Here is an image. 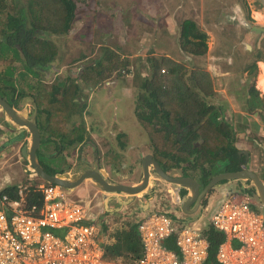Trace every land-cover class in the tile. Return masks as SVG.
<instances>
[{
  "label": "rangeland",
  "instance_id": "obj_1",
  "mask_svg": "<svg viewBox=\"0 0 264 264\" xmlns=\"http://www.w3.org/2000/svg\"><path fill=\"white\" fill-rule=\"evenodd\" d=\"M122 0H79V9L80 13L77 16V20L70 28L67 36L66 43L62 45L60 42L59 44H56L59 48H63L65 51L66 58L64 59L62 64H56V61L51 63L50 65L55 68V73H52L50 76H46L44 79V82L40 85H37V90L42 91L45 89L47 93L50 94V89L45 88L44 86H49L51 84V81L55 85L65 84L67 85L68 81L71 76H76L80 70H82L83 66L85 65V61L94 57L97 53V51L101 52L103 49H105V46H109L106 48H111L114 45H118L115 47V49L112 47L111 49L115 52H117L122 58H125L128 63L126 69H123V74H119L118 77H114V80H106L103 84H101L100 87L96 89V87L91 88H85L84 91L78 96L75 97L77 100L78 105L73 106V99L71 97V93L80 90V88L73 87L70 90L67 91V105L70 109V113L73 116L75 130L72 133L73 136L76 138H81L86 136L90 139V135L92 136V139L94 142L98 141L97 134L99 133L100 139L105 142L111 144V136L109 135L110 125L113 123H117L119 121H122L127 125V129L130 133V128L133 129V121L137 119V121L141 124L140 129L134 132L133 135H130L128 132L125 131L123 128V137L121 139L122 142L128 141L130 139L136 138L135 144L140 147L144 148L146 145L144 144V140L150 141L151 138H155L156 144L157 139L160 135L155 133V125L161 124L164 116H162V113H159V116L157 118L149 117L151 114L146 116L149 112L147 108L144 107V119L142 122L140 118H138L135 113H140L139 111V105L143 101L141 99L140 93H137L135 91L134 86L128 83L126 85L121 84V82H131L134 80L136 75H139L140 77H144V74L148 75L147 66L145 64V59L148 57H153L155 55H163V53L169 54V56L174 57V60L177 61L178 66L182 67L184 66V69H190V63H200V59H194L190 57L189 55L182 54L179 51L178 46V39H179V33L180 28L179 25L182 20H191L194 23H196L199 27L203 29V31L208 28L209 29V37L206 40V43L209 45L212 40V37L217 36L219 46L220 48H225L226 45L234 38L232 43L230 45L232 46L235 44L238 39L240 38V34H244L245 32L248 33L249 28L244 27L242 23L243 21H249L250 24L253 22L257 24V19L254 17V14L252 13H246L248 7H256L255 11L262 9V2L261 0H123L126 1V3L129 5H133V15L132 12H126L124 9L121 8V4H115L117 8L114 9L111 5L117 2H120ZM114 9V10H113ZM105 14V19L101 20L102 14ZM91 14L92 20H88L87 18H83L84 15ZM125 14V15H124ZM120 15V16H119ZM89 17V16H88ZM120 17L127 21L123 24V20L120 19ZM236 18L234 21L235 23L231 22V19ZM118 19H120L118 21ZM144 24L140 27H138L137 24ZM115 25L114 28L111 26ZM122 25V26H121ZM258 25V24H257ZM260 26V25H258ZM206 27V28H205ZM244 27V28H243ZM200 28V29H201ZM49 38V36H46ZM264 41V36L262 38ZM208 47V46H207ZM93 48V49H92ZM238 52L241 51L244 52V49L241 47H238ZM2 47H0V50ZM8 50V49H7ZM58 53H60V50H58ZM80 53H83L85 58L82 59L79 62H74L70 64V61L74 57H81ZM61 54V53H60ZM164 54V55H165ZM98 56V55H97ZM177 57V58H175ZM190 60L191 62H189ZM240 62H246L251 63L252 61L247 58H240ZM245 63V64H246ZM57 66V67H56ZM86 66V65H85ZM10 65L4 66V68H0V71L3 69L4 71L10 68ZM53 69V68H52ZM51 69V70H52ZM50 70V71H51ZM128 70V72H127ZM263 70V69H262ZM21 70H16V73L20 72ZM70 72V73H69ZM179 74L180 71L178 70ZM58 76H66V79H62ZM91 80H94V77H90ZM89 80V79H88ZM214 89L216 97L213 96V98L208 99L210 102H214V100H219L218 105H216L215 109H211L209 112V117L212 122H215V117L219 112H222L223 119H219L220 124H227L228 119L224 117V114L229 111V108L227 106L226 101H224V96L226 95V98H231V103H236L237 100H239V97L242 96V100L245 101V103L248 102V105L250 103V107L255 106L258 104L259 100L257 99V96L255 93H252L251 95H248L246 92V88L240 89V93H238V99L234 98L235 95V89L238 87L237 79L235 76H219L214 78ZM218 80V81H217ZM217 81V82H216ZM27 83L33 84L34 81L30 76H26L23 80L19 82L18 89L23 92L24 94L30 93L27 87ZM196 84L189 83V85L182 90L179 86V89L182 91H177L173 89L172 94L174 95L176 101L178 100L179 103L181 100H183L182 97H192V98H198L200 90L197 89L195 86ZM68 88V87H67ZM103 91L102 96L99 98L98 91ZM7 91V90H6ZM5 94V90H3ZM12 91H7V95H5L7 98L10 99ZM246 92V93H245ZM34 93L31 90V94ZM92 95V99H89ZM116 95V96H115ZM29 96V95H28ZM80 96L83 98L80 99ZM111 103L109 104V101ZM114 99L119 101V104H114ZM234 99V100H233ZM27 100V98L23 99L20 103L22 104L23 101ZM75 100V101H76ZM71 101V103H69ZM175 103L172 106H169L168 108L174 110L179 104ZM257 101V102H256ZM207 103V102H205ZM233 103V104H234ZM17 106V105H16ZM186 106V105H185ZM39 108L42 110L43 108L39 106ZM184 110H189L188 112H193L194 115H198L200 113L199 109L195 105L188 106L184 108ZM47 108L42 110L43 116L45 117L47 115ZM180 112V111H179ZM178 112V113H179ZM163 113H174L169 112L164 109ZM133 114V115H132ZM55 115V114H54ZM133 118H130L132 117ZM125 117V118H124ZM136 117V119H135ZM171 118V119H170ZM169 120L172 122L173 125L172 128L177 127V124L175 123L174 117H170ZM48 119V118H47ZM71 124H66L65 126H70ZM175 125V126H174ZM236 125V124H235ZM233 126V125H232ZM237 126V125H236ZM178 129V128H177ZM5 130V129H4ZM150 131V133H149ZM6 132V131H3ZM164 131H162L163 133ZM250 135L252 137L255 135V133L251 132ZM249 135V136H250ZM5 135L0 134V144L2 142V139ZM216 137H219L216 136ZM239 136H237L238 138ZM166 138L168 136L162 137L163 141H166ZM257 138V137H256ZM125 140V141H124ZM208 141L217 142V140L214 139H206ZM253 142V141H252ZM257 144L262 145L263 143L257 138L255 141ZM77 143H80L78 141ZM256 143H246L241 148H245L246 150H250V152L256 153L257 145ZM176 144V143H175ZM239 144V142H237ZM241 144V143H240ZM239 144V145H240ZM117 145V144H116ZM121 146V145H120ZM164 147H167L163 150V152H170L173 151L174 145H164ZM79 152L81 151L80 147L78 146ZM123 149V148H122ZM121 149V150H122ZM20 148L16 149L14 153H19ZM260 150V148H259ZM59 151V150H58ZM144 151V150H143ZM204 151V149H203ZM205 152V151H204ZM90 153L92 154L93 151L90 150ZM133 154L132 151L127 150L126 156H119V164L128 163V157ZM10 155V154H9ZM189 158V165L188 163H182L184 160L183 158L188 157ZM63 156V153H62ZM205 156L204 153L202 154V157ZM258 157V156H257ZM10 157H7V163L3 164L0 163V190L3 189L8 182L12 179V181L8 184H14V186L19 185L24 177V167L21 166V164H15L10 165L12 163L9 160ZM196 158V155H194L193 151H188L186 153L182 154V160L177 161L178 168H181V170L185 173H193L196 169V165L194 164V160ZM262 161L261 158H255V155L253 157L250 156V163L252 168L255 169V171L260 170V162ZM253 162V163H252ZM167 164L165 167H172L173 164ZM48 165H54V170L58 169L60 170V165L62 164L61 161L53 162V163H47ZM216 167V163L214 165V168ZM204 166H202V169ZM213 168V170H214ZM61 173H59V176ZM23 184V183H22ZM228 187L233 186L231 184L226 185ZM237 186H240V184H237ZM225 187L224 184L218 185L214 188L213 193L216 191V195L214 198L209 199L207 208L205 210H199L197 214L193 216H183L185 218H181L180 222L183 225H190V223L195 220L197 217L200 219L202 224L207 223L211 216L212 208L216 206V204L219 202V192L220 190ZM76 192V193H75ZM74 193H71L72 198H74V194H77V191ZM90 199V194H88ZM168 204V203H167ZM166 204V205H167ZM172 209H175L179 212L178 207H172L169 206ZM256 209H258L260 212L263 213L261 209H259L258 206H254ZM180 213V212H179ZM181 214V213H180ZM108 215V214H107ZM114 223L118 224L120 215L119 214H109ZM137 215V214H136ZM134 215L133 219L135 220L131 223H128V217H126L127 221L126 223L130 225H136V222L138 221V216ZM167 217L170 219H173V214H169L168 212L165 213ZM109 217V216H107ZM106 217V218H107ZM200 217V218H199ZM132 220V219H131ZM202 226V225H201ZM114 229V227H113ZM116 232L118 235L111 234V237H115V241L120 244V251H115L113 253L112 250L108 252V255L106 256V259L114 260L109 257V255L113 254H123L126 255L128 248L126 247V241L122 237V234L120 233V227H115ZM233 248L238 247L237 242H232L231 245ZM139 249V248H138Z\"/></svg>",
  "mask_w": 264,
  "mask_h": 264
},
{
  "label": "trees",
  "instance_id": "obj_2",
  "mask_svg": "<svg viewBox=\"0 0 264 264\" xmlns=\"http://www.w3.org/2000/svg\"><path fill=\"white\" fill-rule=\"evenodd\" d=\"M78 1L0 0V47H2L0 50V68H4L6 65L11 66L5 71L3 69L0 71V90H5V95H7V91L12 89L11 100L8 101L15 103L22 97V94L17 91L15 93L14 89L18 88L21 80L26 76H30L34 83H27V86L34 92L32 96H34L37 104L43 108L42 110L44 112L45 108H47V115L44 118L48 119L43 121V126L49 125L52 121L56 123L54 118L60 116L62 121L71 122L70 126L73 127L76 122L74 120L72 121L73 117L69 115L70 109L67 105L66 95L68 89L70 90L76 87L74 81L79 80L82 74H86V78L90 81L95 80L97 82L112 74H116L115 76L121 73L123 74V69H126L128 66V61L111 49L112 47L115 49L118 45H114L111 48H106L109 46H105V49L101 52L97 51V54L89 59L87 64L91 63V66L85 67L76 76L67 79L71 81L66 86L65 84L55 85L51 81L49 86H44L50 89V94L45 89L42 91L36 89L37 85L44 82L46 76H50L56 72L54 65L51 66L50 64L55 61L56 64H62L67 56L63 48H59L56 44L61 42L64 45L66 43V35L80 13ZM115 4H121L120 9L126 10L125 13L131 11L133 15V5H128L126 1L122 0L111 5L114 9H118ZM102 16L104 17L101 20H104L106 15L103 13ZM83 18L92 20L91 14H86ZM120 19L122 18L120 17ZM126 22L123 20V24ZM137 25L140 27L144 24L139 23ZM114 26L112 25L111 27L114 28ZM179 28L178 46H176L179 48V51L183 54H191L194 56L205 55L207 51L206 40L208 39L205 32L195 23L187 20L181 21ZM45 36H49V39H45ZM58 50H60L61 54L58 53ZM163 55L154 54L153 57L146 58L145 64L148 75L144 77L136 75L133 80L135 91L140 93L141 99L143 100L139 105V111H144L145 107L155 118L164 109L169 112H174L178 116V122L181 127L188 126L189 132L186 134L188 144L196 141L198 138H203V145L197 147V150L191 151L194 152L197 158L206 162V164H202L204 166L202 171L206 174L207 178L203 180L204 184L215 174L214 163L219 160L228 159L233 166L232 168L238 170L243 157H239L238 150L236 149L238 138L235 124L233 125L226 113L224 117L228 119L227 124H220L218 121L219 119H223L222 112L216 115L215 122H212L209 117L210 110L215 109L219 103L217 99L214 102L208 101V99L211 100L215 96L211 79L203 71H197L194 68L184 69L183 65L180 67L172 59H167ZM80 56L74 57L70 61V64L79 62L85 58L83 53H80ZM16 70L21 71L16 73ZM58 77L66 79V76ZM90 77H94L95 79L91 80ZM122 83H125V81ZM189 83L196 84L195 86L200 90V96L198 98L182 97L183 100L180 103L177 100L179 105L174 110L168 108L169 106L173 107L177 103L172 94L173 89L182 91ZM179 86L182 90L179 89ZM77 92L71 93V97L75 98ZM77 103L73 99V106L78 105ZM191 105H195L199 109L200 113L198 115H194L193 112H188L189 110L182 111ZM261 110L264 111V104ZM0 114L2 113L0 112ZM67 132H70V130L68 129ZM218 135L219 137H216ZM206 139H214L217 142H212L211 144V141ZM155 151H157V148ZM203 153L205 156L202 157ZM178 160L182 159L180 158ZM44 161L50 162L51 159L44 158L41 160V162ZM230 168H225V171L229 172ZM25 192H29L26 197L30 203L35 204L40 202V197L36 194V191L25 190L23 193L25 194ZM8 193L6 194L14 197L12 192ZM49 231L54 235L58 234L53 229H49ZM121 234L128 248L126 256L128 258H137L140 254V243L136 225H130L127 232ZM202 235L209 243L208 257L205 264H218L215 259V254L219 244L224 240L223 235L212 229L209 224L206 226L205 224L202 225ZM165 247L173 252L176 251L172 239L165 243Z\"/></svg>",
  "mask_w": 264,
  "mask_h": 264
},
{
  "label": "built area",
  "instance_id": "obj_3",
  "mask_svg": "<svg viewBox=\"0 0 264 264\" xmlns=\"http://www.w3.org/2000/svg\"><path fill=\"white\" fill-rule=\"evenodd\" d=\"M55 191V193H54ZM41 207L22 208L7 196L0 199V264H205L209 243L202 226L183 225L150 210L139 216L137 258H105L100 224H82L85 208L68 202L58 187L44 190ZM85 215V216H84ZM209 226L223 235L218 264H264V218L247 199L230 195L212 211ZM49 229L58 232L54 235ZM172 239L173 252L165 247ZM238 247L233 248L232 242Z\"/></svg>",
  "mask_w": 264,
  "mask_h": 264
},
{
  "label": "crops",
  "instance_id": "obj_4",
  "mask_svg": "<svg viewBox=\"0 0 264 264\" xmlns=\"http://www.w3.org/2000/svg\"><path fill=\"white\" fill-rule=\"evenodd\" d=\"M262 2V9L255 11L256 7H248L249 9H247L246 13H253L254 17L257 19V24L260 25L258 26L257 24H255L254 22L252 24L249 23V21H241L240 23H242V25L244 27H248L249 31L248 33L245 32L243 35L240 34L238 36H240V38L238 39V41L233 44L232 46L230 45V43H232V41L234 39H232L225 48H220L218 40H222V39H218L217 36H213L212 42L208 45L207 44V51L205 53V55L203 56H194L191 54H186L189 55L190 57L194 58V59H200V63H190V69H196L197 71H203L204 73H206L208 75V77L211 79L212 81V85L214 84V78L221 76H235L237 79V84L238 87H236V89L234 90L235 95L234 98L238 99V93H240V89L246 88V92L248 93V95H251L252 93H255L257 96V99L259 100L258 104H256L255 106L250 107V103L248 105V102L245 103V101L242 100V96L239 97V100L241 102H239L237 100V104L231 103V98H226V95L224 96V101H226L227 106L229 108V111L226 112V115L229 116L231 122L234 124H236V134L238 137V141L239 144H236V149L239 150L238 155L239 157H242L244 155L245 152H249L247 151L245 148H241L244 144L246 143H256V139L258 138L263 144H257V148L256 153L254 154V152L252 153V155H255V158H261L263 160V162H260V166L262 168V170L264 171V111L261 110V108L263 107L264 104V91L258 86L259 82H261V87H263V79L261 78V74L263 73L261 65H263L264 62V41L262 40L263 36H264V0H261ZM256 15H260L259 17ZM185 20V19H184ZM182 20V21H184ZM236 20V18L231 19V22L235 23L234 21ZM243 27V28H244ZM206 28V27H205ZM208 36H209V31L207 29H205L204 31ZM238 47H241L244 49V52H238ZM165 54V53H164ZM183 54V53H182ZM162 56V55H161ZM163 57L167 58V59H172L174 62H177L174 60V57L169 56V54H165L163 55ZM240 58H247L249 60H251V63H247L246 62H240ZM189 62H191L190 60H188ZM246 63V64H245ZM193 66V67H192ZM264 66V65H263ZM144 76H146V74H144ZM218 81V80H217ZM216 81V82H217ZM214 86V85H213ZM216 87V86H214ZM213 87V91H215ZM245 92V93H246ZM215 93V92H214ZM216 97V94H215ZM234 100V99H233ZM257 102V101H256ZM33 106V100L32 99H27L26 101H24L21 105V109L20 111H22L24 114H27L28 112L31 111V108ZM28 117V116H25ZM136 119V117H135ZM134 125L132 126V128H130L131 132L130 135H133V133L137 131V123H139L137 121V119L135 121H133ZM142 122H144L142 120ZM140 124V123H139ZM253 132L255 133V135L252 137V135H250V133ZM250 135V136H249ZM257 137V138H256ZM151 138V142L148 141V146L151 147H155L156 146V141L155 138L150 137ZM132 140H134L136 142V138L134 137ZM131 140V141H132ZM162 141V137L159 136L157 139V145L160 144V142ZM253 141V142H252ZM108 146H110L109 143H106ZM203 144V143H202ZM198 146L201 145V143H197ZM260 148V150H259ZM136 152H133V154L131 156H129L131 159H135V161H139L140 158H142V156H144V151L142 148H137ZM23 152V150H22ZM51 152H55L54 148H51ZM27 156V154H26ZM258 156V157H257ZM253 157V156H252ZM119 160V157H117ZM134 161V162H135ZM47 163H52V161L50 162H41L40 164L43 167V169L45 171H47L48 173H52L54 171V165H48ZM185 163L184 161L180 164ZM196 163L198 164V167H196V171L199 173H202V164H206V162L202 161L200 158H196ZM253 163V162H252ZM208 164V163H207ZM215 164V163H214ZM23 167L26 168L25 164H22ZM138 166V165H137ZM177 166V165H176ZM220 166V165H219ZM117 167V166H116ZM116 167H114L113 169L116 170ZM230 170L227 173L230 172H238L241 168L240 166L238 167V170H235L234 168H232V164L230 163L229 165ZM137 169H139V167H137ZM171 169H174L173 171H180L178 166L177 169L176 167H173ZM181 169V168H180ZM126 170L128 172V175H126ZM124 171L125 176H124V181L126 182H130V184H132L133 186L135 184H138L141 180L140 178V173L139 171H135L133 164L131 163L130 167H127ZM223 170V169H220ZM25 171H27V169H25ZM57 171V170H56ZM54 171V172H56ZM117 171V170H116ZM218 171H215V173H218ZM181 175V174H180ZM178 175V176H180ZM264 176V173L263 175ZM154 177V174H152L149 178V181L152 180V178ZM189 177V176H187ZM13 179V178H12ZM12 179L10 180V182L12 181ZM264 179V178H263ZM8 182V183H10ZM24 182V181H23ZM7 183V184H8ZM22 183V182H21ZM204 183V182H203ZM234 182H231L230 184L233 185ZM14 184H8V187H4L3 189L0 190V192H15V188L13 187ZM164 187H168L166 184H164ZM150 186V185H149ZM148 186V187H149ZM173 187H175L176 190H179L180 187L174 185ZM171 188L174 192L175 197L178 196L177 191H175L174 188ZM183 189V188H180ZM77 198L79 199H87V192H88V188L86 187H80L77 190ZM221 194L219 192V199L224 197L225 192L227 191L225 188H222L221 190ZM217 192V191H216ZM76 193V192H75ZM145 193V192H143ZM9 194V193H8ZM217 194V193H216ZM216 194H211L209 199L214 198ZM137 196H143L142 193H140ZM110 196H108V198H104V199H99L97 200L98 202L96 203V205L91 206V207H87L89 204V201H86L85 203V215L87 216L86 220H82V224H88V223H95V224H100V227H103V232L104 234L107 236L104 239V244L106 245V256L108 255V252L110 250L113 251V253L115 251H120V244L117 243L115 241V237L118 235V233L116 232L115 227H120V233H124L127 232V230L130 228L129 224H127L124 220L122 221L123 224H114L110 221H107L105 219V216L108 214H116L119 213V209L122 208L123 210H126V207L130 204L129 199H123L122 202L119 203L120 199H118L117 203L114 202L113 200L110 201L108 200ZM124 198H126L124 196ZM72 200H75V198H71ZM110 201V202H109ZM143 202V201H141ZM128 203V204H127ZM159 205L161 204V202L158 203ZM127 205V206H126ZM142 206L141 208H143L144 212H138V214H140L139 216H144L147 212H149L150 210L154 209L156 207V203H147V201L144 200V203L138 205ZM192 207V205L190 206ZM110 209H112V212H106V211H110ZM132 209V208H131ZM130 208H128L129 211H126L125 214H120L121 217L125 218V220L127 221L126 217H128V221L130 220L128 223H132L135 218L133 219L132 217V210ZM118 211V212H117ZM84 215V216H85ZM177 216L181 218H185L182 215L176 213ZM262 215L264 216V213H262ZM111 218V217H109ZM108 218V219H109ZM104 224H103V223ZM102 223V224H101ZM106 227L107 230H104ZM114 227V229H113ZM111 234H115V237H111ZM101 238V237H100ZM102 239V238H101ZM127 254V253H126ZM105 256V257H106ZM126 255L123 254H113V255H109V257L111 259H126L128 258Z\"/></svg>",
  "mask_w": 264,
  "mask_h": 264
},
{
  "label": "clouds",
  "instance_id": "obj_5",
  "mask_svg": "<svg viewBox=\"0 0 264 264\" xmlns=\"http://www.w3.org/2000/svg\"><path fill=\"white\" fill-rule=\"evenodd\" d=\"M187 21H191V20H187ZM191 22H193V21H191ZM199 28H201V27H199ZM206 29L209 31L208 28H206ZM201 30L203 31L202 28H201ZM45 39H49V38H47L45 36ZM87 63H88V61L86 60L85 63H84L86 66L84 65L82 69H85V67H88V66H91L92 65L91 63H89V64H87ZM263 65H264V62H263ZM115 75L112 74L110 76H106V77H104L105 79H101L100 81H97L96 82L95 80L94 81L88 80L86 78L87 75L86 74H82L81 77L79 78V80L74 81V84L78 88H80L79 92H77V94H76L75 97H78L84 91L85 88L96 87V89H97L106 80L111 81V80H114V77L116 78V77L119 76V75L118 76H115ZM67 81L69 83V81H71V80H67ZM106 83H109V82H105V84ZM128 83H132L131 86L134 84L133 81H131V82H126L125 81V83H122L121 82V84H124V85H126ZM14 90H15V93L17 91V92H20L22 94V97L20 99H18L15 103H10L8 100H11V99L3 96L5 94H4V92H2V90H0V99L3 100L5 103H7L15 112L19 113L18 116L20 118H23L24 121L33 123L35 125V127L37 128L38 133H39V145H38V148L42 144H44V143H47V145L50 148V151H51V148H54L55 149V152H53V153L51 152V155L52 156L54 154H57L58 155V157L56 158V160L54 162L61 161L62 164L60 165V168H64L62 170H57L56 172L48 173L41 166L42 169L44 170V172L46 174H48V175H54V176H59V173H61V175L59 176L60 178H69L72 175L79 174L80 171L82 172V171H85V170H91V171H94V172L100 174V177L104 180V182L106 184H109L107 181H105V178H104L105 177L104 167H103V162L104 161H101V160L98 159V152L104 150L103 148H101L102 143H101V141H100V139L98 137H97L98 138V141L97 142H94L93 141L91 135H90V139L87 138L86 136L81 137V138H76L72 134L74 132V130H75L74 125H73V127L72 126H69V127L68 126H65L67 123L68 124H70V123L69 122H66V121H62L60 116L59 117L57 116L56 118H54V120L56 121V123H54V121H52V123H50L49 125L43 126L42 123L47 118H44L43 113H42V110L39 108V105L37 104L34 96H32L31 90L29 89V87H28V90L30 91V93H27V94H24L18 88L17 89L15 88ZM11 91H12V89H11ZM102 92L103 91H101V92L98 91L99 98H100V96H102ZM25 98L32 99L33 100V106L31 108V111L28 112L27 114H24L22 111H20L21 105H22L20 102L23 99H25ZM81 98H83V97L80 96V99ZM89 99H92V95L90 96ZM106 100L109 101L108 99H106ZM76 102H77V100H76ZM113 102H114L115 105L116 104H119V101H117L115 99H114ZM110 103H111V101H109V104ZM0 112L2 113V114H0V134L2 133L4 135H11L10 133H22V141L17 144V146H16L15 149H12L7 154H3L2 157H1V153H0V163H3V164L5 163L6 164L7 161H8L7 160V157H10L9 160L12 162V163H10V165H15V164L16 165L17 164L20 165L21 164V166H23L22 164H25L26 165V168L24 167V169H27V171L24 170V177H23V179H26V180H22V183L23 184L20 183L17 186H13L12 185L15 188V192L13 193L14 194V197L9 196L5 192L4 193L3 192H0V199H1L2 196H7L11 201H18V203L22 206V208H30L32 206L41 207L42 206V202L44 200V196H45L44 190L46 188H48V187H52V188L58 187V189L65 195V198H66V200L68 202H71L73 204H77V205L84 206L85 208H86V206H85L86 201H89V204H88L87 207H91V206L96 205V203L98 202L97 200L104 199L106 197L108 198V196H110L109 199H108L110 201H112V200L113 201L114 200L115 201H118V199H120V198L125 199L124 198L125 195H122V194H119V193H106V192H103L98 186L94 185L92 182H90L88 180L87 181L84 180L79 187H77L75 189H72V190L64 189V188H61V187H59L57 185L50 184V183H47V182L41 180L36 175V173L34 172V170L29 166L28 160L26 158V154L28 155V152L27 151H29V148L27 146L30 144V137H31L30 134H29V132L27 131V128L24 127V126H19V125L15 124L14 122L13 123L10 122L6 118V116L4 115L3 111L0 110ZM149 114H151V113H148L146 116H148ZM69 115H70V117H73L71 113ZM134 115H136L138 118H140L141 121L144 119V117H146V116H144V111H141L140 113H135ZM25 116H28V117H25ZM163 124H165L164 121H163ZM160 125H162V124H156L155 125V127H154L155 128V131L154 132L157 133L158 135L161 134V137H164V136L167 135L168 138H166V141H163L162 140L159 145L156 144L155 147L157 149L159 147V148H161V149L164 150V149L167 148V147H164V145L170 146V145H174L175 143H177L176 141L173 140V137H174V134H175V132H173V131L174 130L181 131V128H183V127H181V125L179 123V125L176 128L163 129L164 132L162 133L163 130L161 129ZM140 127H141V124L137 123V129L138 130L140 129ZM68 129L70 130V132H67ZM3 131H6V132H3ZM149 133H150V131H149ZM5 138H7V137H5ZM91 139H92V141H91ZM78 141H80V143H77ZM78 146L82 149L81 152H78V150H79L78 149ZM25 147H26V153L25 152H22V150ZM92 147H97V156H96V159L98 160L99 164H98V167L96 168V170H94V168L97 165V160H96V163H94V164H92V162H91V156H92V154L90 153V150H91ZM18 148H20L19 153H14V151L16 149H18ZM38 148L36 149V151L38 150ZM247 151H250V150H247ZM238 152H239V150H238ZM62 153H63V156H62ZM164 153L166 154L168 152H164ZM106 154L107 153H103L102 154V157H104ZM35 155H36V152H35ZM79 155H81L82 158L84 157V160H85L84 164L90 166V169H86V165H84L83 167H81V169H77V167L75 165L77 164V158H78ZM250 156L251 157L253 156L252 155V152H250V153L249 152H245L244 153V155L242 157L243 158L246 157V158H248V160L246 162H243V163L241 162L240 163V165H242V168L239 171L245 170V171H248V172L253 173L255 176H257V179L264 185V179H263L264 176H262L263 173H264V171L262 170L261 166H260V170L259 171L258 170L255 171V169L252 168L251 163H250ZM36 158H37V160H38V162L40 164V160L38 159V156H36ZM106 162L112 168H114L116 165L119 164L117 158H112V159H110V160H108ZM261 162H263V160ZM52 163H53V161H52ZM153 180H155V182L158 185H160L161 187L160 186H158L159 188L157 187L158 189H157V191H155L156 192V195H157V199L154 200L152 203H156L157 204L159 202H161V203L171 202V204L174 205V207H178V210H179V205H180L179 199H177V201H174L173 202L172 200H170V198H168L167 196L164 197L163 196V193H161L164 190H168V191L171 192L172 191L171 188L173 187V185L172 184H168L167 182H164V181L159 180L156 174H154V177L149 182H151ZM231 182H234L233 183V186H230V187L226 186V185H229ZM222 183L225 185V187H223V188H225L227 191L225 192L224 197H222V198L219 199V202L216 204V206L225 197L230 196V195H234V196H237L240 199H243V198L247 199L249 201V203H250V207L253 210H255L256 212H258L259 215L264 218V216L262 215V212H260L258 209H256L254 207V206H258L259 209H261L263 211V213H264V209L261 208L260 205L256 204L253 201V199H252V195L255 193V188H254L255 186H254V184H253V182L251 180H248V181L234 180V181H230V182L223 181ZM164 184H166L170 188L164 187L165 186ZM237 184H240V186H237ZM82 186L88 188L87 199L86 200L85 199H79V198H77L76 194H74L75 195L74 196L75 200L70 199V197L72 198L71 193H74L75 190H77L78 188H80ZM6 187H8V184L6 185ZM151 187L152 186L147 187V190L144 191L145 192L144 193V196H145L146 193L149 192V190H150ZM215 187L216 186H214L210 190L211 193L214 191V188ZM160 189H161V192H159ZM25 190H30V191L34 190V191H36L37 192L36 194L40 197V199H39L40 202L39 203H35V204L34 203H30L29 200H27V197H26V195L29 192H25V194H24L23 192ZM249 191H250V194H249ZM160 193L163 196V198L160 197ZM88 194L91 195L90 196V199H89ZM142 194H143V192H142ZM214 194H216V192ZM220 194H221V191H220ZM125 197L128 198L127 195ZM129 198H130V196H129ZM208 202H206V204L199 205L198 210L196 211V213H194V215L197 214L199 210H205L207 208ZM216 206L214 208H212V211L216 208ZM129 208L131 209L132 206H129ZM170 209H172V208H170ZM172 210L174 211L175 209H172ZM127 211H129V210H127ZM212 211H211V213H212ZM159 212H162L163 214L166 213V211H159ZM177 213L180 214L179 212H177ZM134 215L138 216V219H139V215L140 214H138V212H132V217H134ZM180 215L185 216L182 213ZM107 216L111 217L110 215H107ZM107 216H105V219L109 218ZM191 216H193V215H191ZM109 219H112V217L109 218ZM123 220L126 222L125 218H123V217L120 216V219L118 221V224H123V222H122ZM108 221H110V220H108ZM110 222L114 223V221H110ZM191 223H196L198 226L203 225L201 223L200 219H198V217L195 220H193ZM114 224H116V223H114ZM207 224H209V220L207 221V223H205V226ZM104 228H105L104 230H107L106 227H104ZM101 229L102 230H101V236L100 237L104 241V239L107 236L103 232V227H101ZM104 246H105V251H107L105 244H104ZM105 256H106V252H105Z\"/></svg>",
  "mask_w": 264,
  "mask_h": 264
},
{
  "label": "flooded vegetation",
  "instance_id": "obj_6",
  "mask_svg": "<svg viewBox=\"0 0 264 264\" xmlns=\"http://www.w3.org/2000/svg\"><path fill=\"white\" fill-rule=\"evenodd\" d=\"M251 94H252V92H251ZM159 113H162V116H164V118H163V120L161 122L162 125H160L162 130L163 129H172L171 125H173V124H172V122H170L169 117H174L175 123L177 124V126L179 125L178 116L176 114H174V113L165 114L162 111H160ZM159 113L157 114V117L159 116ZM150 117L155 118V116H152V115ZM130 118H133V116L130 117ZM72 121H73V118H72ZM163 121H164L165 124H163ZM69 123L71 124V122H69ZM123 128L125 129L126 132H128L130 134L129 130L127 129V125H125V123L122 122V121H120V123L118 121L117 123H113V124L110 125V129L111 130L109 131V135L112 137L110 146H108L105 142H103L100 139L101 137H99V133L97 134V137L100 139V141L102 143L101 148L104 149L103 151H99L98 152V159L101 160V161H104L103 162L104 173H105V177L104 178H105V181H107L110 185H113V184L129 185L130 184L129 181L128 182L124 181V176H125L124 171L127 169V167H130L131 163L134 164L136 161H135V159H131L130 157H128V163L127 164L123 163V164L116 165L117 167L115 166L117 171L114 170L111 166H109L106 161H108V160H110L112 158H117L119 156H126L127 150H130L132 152H136V151H139V150H136V149L140 148V147H138L135 144V141L132 140V139H130L128 141L124 140L125 142L121 141V139L123 137V134H124ZM175 128H176V126H175ZM173 132H175L173 140L177 142L176 144H174V150L173 151H170V152L165 154L163 152V149H161L159 147H158L157 151H155L156 148L155 147H151L150 148L148 146L149 142L148 141L145 142V140H144V144L146 145V147L144 146V148H142L144 150V156H142L141 161L143 160V158L146 160L147 155H151L152 159L155 162H157L158 166L160 167V169L164 173H166L167 175H169L171 177L191 178V179L197 181V184L199 185V190L201 191L209 183V182H207L206 184L203 183V180L206 178V174L203 171H202V173H199L196 170H194V174H193V173H189V172L185 173L180 168H179L180 171H173L174 169H171V168L176 167V169H177L176 159H180V158L182 159V154L183 153H186L188 151L190 152L191 150H193V151L197 150L196 148L199 147L197 145V143H199V144L201 143L200 146H202L203 145L202 143H203L204 140H203V138H198L196 141H194L192 143L190 142V144H188V139L186 138V134L189 132L188 131V126L181 128V131L174 130ZM10 134L11 135H5L3 137V139H2L1 144H0L1 157H2L3 154H7L12 149H15L17 144L22 141V133H10ZM5 137H7V138H5ZM91 150L93 151L92 156H91V162H92V164H94V163H96V160H97L96 159L97 147H92ZM78 152H79V150H78ZM103 153H107V154L104 157H102ZM118 154H119V156H118ZM36 156H38V159L40 161L43 160V158H50L53 162L58 157L57 154H54L53 156L51 155V151H50V148L47 145V143L42 144L38 148V150L36 151ZM190 156L191 155H189L186 158H183L184 159L183 161L185 163H188V165L190 164L189 163L190 160L187 159V158H189ZM196 158L194 160V164L198 167V164L196 163ZM247 160H248V158L244 157L243 160H242V163L246 162ZM141 161L139 163H137L139 168L141 166ZM84 162H85L84 157L82 158L81 155H79L78 158H77V164L75 165L77 167V169H81V167L86 165V164H84ZM118 162H119V160H118ZM148 162L150 163V164H148V166H150L148 168L149 169V173H150V175H149V178H150V176L152 174H155V172L153 170V166H152L151 161H148ZM166 162H168L169 164H173V166L172 167H165V165L167 164ZM98 164H99V162L97 160V165L94 168V170H96V168L98 167ZM229 165H230V162H229L228 159H223V160L217 161L216 162L215 171L219 170V172L215 173L214 175H212L210 177L209 181L214 176H217L218 174L227 173V171H225V168L229 167ZM240 168H242V165H240ZM62 169H64V168H60V170H62ZM86 169H90V166L86 165ZM220 169H223V170H220ZM56 170H58V169H55L54 171H56ZM128 173H131V172H128L126 170V175H128ZM178 175H180V176H178ZM141 176L142 175H140V178H141ZM187 176H189V177H187ZM222 184L223 183L221 182V183L217 184L216 186L222 185ZM173 188L175 189V187H173ZM175 191H177V193H178V196H176V197L174 195L173 190L171 191L172 193L170 191H168V190H164L161 193H163L164 197L167 196L173 202L177 201V199H179V201H182L183 198H185L184 200H186V201L188 200V202H189V200L194 201L193 204H195L196 201H198V195L194 196L192 194H188L186 191H184V189H180V188H179V190L175 189ZM153 192L155 193V189H154ZM150 193H148V194H150ZM161 193H160V197L163 198ZM211 194H213V192L211 193V191H209L204 196H202L199 199V205H202V204L208 202L209 197H210ZM150 197H151V194H150ZM141 198L143 199V202H141L140 204L144 203V200L147 201V203H152V202L148 201L147 196L146 197L142 196ZM125 199H129V197L125 198ZM122 201H123V199L120 198L119 202H122ZM140 204H137L135 202L134 205H130V206H132V212H144L143 208H141L142 206L138 207V205H140ZM193 204H192V206H193ZM169 206H174V205H172L171 202L161 203L160 205L157 203L156 207L154 209H152V210H154V211H166L169 214H173V210L170 209ZM177 212L178 211L174 210V213H177ZM179 212H180V210H179Z\"/></svg>",
  "mask_w": 264,
  "mask_h": 264
},
{
  "label": "water",
  "instance_id": "obj_7",
  "mask_svg": "<svg viewBox=\"0 0 264 264\" xmlns=\"http://www.w3.org/2000/svg\"><path fill=\"white\" fill-rule=\"evenodd\" d=\"M0 110L3 111L4 115L10 122L12 123L14 122L15 124L19 126H24L27 128V131L29 132L31 136L30 144L27 146L29 148V151H27L28 155L26 156L28 160V164L34 170L36 175L41 180L47 183L57 185L64 189L72 190V189L79 187L84 180L86 181L88 180L92 182L94 185L98 186L103 192L119 193L125 196L127 195L128 197L130 196L129 202H128L130 205H134L135 202L137 204H140L141 201H143V199L141 198V196H137V195L146 191L147 187L150 185L152 187L150 188L148 193L151 192L150 193L151 197H150V194L148 193L145 194V197L147 196L149 202H153L154 200L157 199L156 192L154 193L153 191L154 189L155 191H157V189L159 188L158 186L160 185H158L155 182V180L149 182L150 173H149L148 168L150 166H148V164L150 163L148 161H151L153 170L159 180L167 182L168 184L176 185L180 188H183L184 191H186L188 194H192L194 196L198 195V201H196L195 204H193L194 201L192 200H189V202L188 200L187 201L184 200L185 198H183L182 201H180L179 210L185 216H191V215H194V213H196L199 207V199L202 196H204L207 192H209L214 186H216L217 184L223 181L230 182L234 180H243V181L251 180L255 186L254 187L255 193L252 195V199L256 204L260 205V207L264 209V185L257 179V176H255L251 172L242 170L239 172L218 174L217 176H214L209 181V183L200 191L197 181L191 178H186V177H178V178L171 177L167 175L166 173H164L158 166L157 162H155L152 159L151 155H147L146 160L143 158V160L141 161V158H140L139 161L136 160V162L133 164L135 171H139L141 173L140 175H142L140 182L138 184H135L134 186L132 184H129V185L113 184L111 186L104 182V180L100 177V174L94 171H91V170H85L82 172L80 171L79 174L72 175L69 178H60L59 176L48 175L42 169L35 155L36 149L38 148V145H39V133L35 125L33 123L24 121L23 118H20L18 116L19 113L15 112L7 103H5L1 99H0ZM23 152L26 153V147L23 149ZM140 161H141V166L139 169H137V167H139L137 166V163H139ZM159 192H161V189L159 190ZM143 197H144V193H143ZM114 202L117 203V201L115 200ZM192 204L193 206L190 207ZM128 208H129V205L126 207V210H123L122 208H120L119 209L120 211L117 214L119 215L125 214ZM106 212H112V209ZM106 220L113 221V219H108V218Z\"/></svg>",
  "mask_w": 264,
  "mask_h": 264
},
{
  "label": "bare ground",
  "instance_id": "obj_8",
  "mask_svg": "<svg viewBox=\"0 0 264 264\" xmlns=\"http://www.w3.org/2000/svg\"><path fill=\"white\" fill-rule=\"evenodd\" d=\"M256 16H258V15H256ZM260 16V15H259ZM258 16V17H259ZM261 68L263 69L262 71H263V73L261 74V78L263 79V81H264V66L263 65H261ZM261 85V82H259V87L264 91V83H263V87H261L260 86ZM54 193H55V191H54Z\"/></svg>",
  "mask_w": 264,
  "mask_h": 264
}]
</instances>
